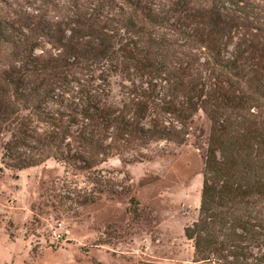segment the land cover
Segmentation results:
<instances>
[{"label": "trees", "instance_id": "obj_1", "mask_svg": "<svg viewBox=\"0 0 264 264\" xmlns=\"http://www.w3.org/2000/svg\"><path fill=\"white\" fill-rule=\"evenodd\" d=\"M199 113L192 264H264V0H0L4 169L152 161Z\"/></svg>", "mask_w": 264, "mask_h": 264}, {"label": "rangeland", "instance_id": "obj_2", "mask_svg": "<svg viewBox=\"0 0 264 264\" xmlns=\"http://www.w3.org/2000/svg\"><path fill=\"white\" fill-rule=\"evenodd\" d=\"M210 128L199 113L173 154L91 172L7 170L0 147V264H192Z\"/></svg>", "mask_w": 264, "mask_h": 264}]
</instances>
